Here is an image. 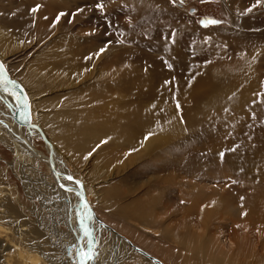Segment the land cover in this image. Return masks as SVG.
<instances>
[{
	"label": "rangeland",
	"instance_id": "1",
	"mask_svg": "<svg viewBox=\"0 0 264 264\" xmlns=\"http://www.w3.org/2000/svg\"><path fill=\"white\" fill-rule=\"evenodd\" d=\"M252 6L235 9L238 27L221 0H0L5 59L33 100L31 123L51 120L44 136L70 177L91 187L99 217L163 264H264V7ZM155 11L163 26L143 22ZM171 120L166 141L145 149ZM76 127L85 131L78 146L69 142ZM32 144L47 155L40 137ZM13 161L0 141V264H26L40 245L52 253L51 234L68 230L54 218L48 164ZM249 204L263 217L238 218ZM207 208L214 215L201 223ZM140 256L120 264H149Z\"/></svg>",
	"mask_w": 264,
	"mask_h": 264
},
{
	"label": "bare ground",
	"instance_id": "2",
	"mask_svg": "<svg viewBox=\"0 0 264 264\" xmlns=\"http://www.w3.org/2000/svg\"><path fill=\"white\" fill-rule=\"evenodd\" d=\"M221 2L223 3V6H224L225 10L228 13H231V15L234 17V20H233L234 21V25L238 26V27H243L244 25H243V22H242L243 20L241 19L242 16H239L237 14V11L235 12V9H242L243 6H246V5H249V4H251V5L253 4L252 7H254V8L264 7V0H260L259 4H257V0H221ZM149 5L154 6V5H156V3H153V2H145V3H143L142 2V4L139 3V8H142V9L145 10L146 7H148ZM132 7L133 8L135 7L134 4H133ZM162 13L161 12L156 13V11H155L154 14H148V12H147V15L144 14V15L147 16L146 17L147 20H143V22L146 21V22L150 23L151 25L154 23V24H156L158 26L159 25L163 26L167 22H165V16H164L165 14L163 13L164 14L163 15ZM168 23L171 24L170 21ZM5 40H6L5 37L3 35H0V62L2 64V66L4 67V69L6 70V73H7V76L9 77V79L11 81H16L19 84L20 89L23 92V95H24V97L26 99V104L23 106L21 111L18 113L17 117H18V121L19 122H16L14 120V118H13V115H14L15 110L17 109V107L21 104V101H22L21 97L16 92H14L12 89H10L9 87L0 86V141L6 143L7 146H9L10 150L14 154V161L10 165L11 168H13V169L17 168L18 167V163L21 162V161H24V160L30 161L32 164H34V163H36L38 161H43V162L48 164L53 179L58 183L57 186H54V187L50 188V190H49V192H51V194H52V197L54 196V198H55L54 199V203L55 204L53 205L55 207V210H57V208H58V212H55V214H54L55 217L54 218H56L58 220L57 224H61L62 223L64 225H66L67 228H68V230L66 229V233H62V234H61V232H58V231H57V233H55V231L53 230L54 234L57 235V237H56V235L51 234V239H54V241L57 242V243L52 244L53 245V247H52L53 250L52 251L53 252L56 251L55 253L52 252L53 253L52 254V253L49 252L50 254L49 253L46 254V252L44 251L45 248H46L45 245H40L37 248H31L32 250H27V252H26L27 253L26 257L27 258L24 257V258L27 259V263L26 264H39V262L42 259L45 260L49 264H55V262L56 263H60V264H80V253H81V251L83 250L84 252L87 253L88 249H89L88 238L84 236V233L81 230V224H80V221L83 218V213L85 211H88V208L91 209V211H92V215H91L92 219L90 221H88V228L90 229L91 234H92L91 235V239L93 238V240L95 242L92 255L95 256V253H96V256H95V259L89 260L87 262V264H108V263H110V264H120L122 262L121 261L122 256H123V260H126V259L132 258L133 255L137 256V257L139 255H141L140 257H142L143 260H145L149 264L150 263L163 264V263L159 262V260H157L153 255L149 254L148 252L144 251L140 247H138V246L134 245L133 243H131L123 235H119V233L112 226H109L108 224H106L99 217L98 213L94 209L93 204L89 201L88 193L91 191L90 190L91 187L85 185L84 183H82L80 181H78L76 178H72V180H69L68 179V177H70L69 173L63 167H61L59 165V162H58L59 151L55 147V145H54L55 143H53V140H51L49 138L47 139L44 136L46 138L47 142H48V144H46L43 141V139L41 138V136L39 134V131L37 129H35L33 127H26L25 126L28 123L33 125L31 123V121H32V116L35 114V110L33 108L34 103H33V100H31V97H30L29 93L26 91L27 89L24 87V85L22 84L21 80L19 81L18 79H16L13 76V74L11 73L10 69L8 68L9 62H7V61H9V60H7L5 58L7 57L6 53L8 52L9 48H8V45L5 42ZM7 54H9V52ZM254 55L255 54H253V53L245 51V52L241 53L240 58L242 60L246 59L245 61L249 62L250 60L253 59ZM246 62H244V63H246ZM12 63H14V62H12ZM35 71L37 72L36 69H35ZM127 72H129V71H127ZM27 74H28V76L30 78H34L35 75H36V74L34 75L33 70H29V72ZM241 74L243 76H245L247 74V70H245L244 73L241 72ZM215 83H216V81H215ZM211 88L215 89L214 87H211ZM146 90H148V89L146 88ZM215 90H217V89H215ZM213 95H215V94H213ZM214 100H215V98H213L212 101L210 100L212 102V104H214V102H213ZM215 102H217V101H215ZM1 104H2L3 108H1ZM55 106H57V105H55ZM79 118L80 117H78V115H77L76 119H71L70 121H72L74 123H77L79 121ZM39 120H40V124H39V127L38 126L37 127L40 129V131L43 133V135L46 134L45 133V129H47L50 132L49 128L45 127V125H47V123H50L51 120L48 117H46L45 115L39 117ZM83 120H84V118H83ZM171 124H173V126L176 125L171 120V122H166L163 126H159L158 127L160 129H163V130L158 129L157 132L156 131L152 132L149 135V138L146 139V141L144 143V148L146 149L147 148L146 145H148L150 143L151 144L155 143L156 141H160V142L166 141V139L168 138L169 133L172 132V131L171 132L169 131L170 129H172ZM34 126H36V125H34ZM52 129H53V127H52ZM72 132H74V134H70L71 136L69 135L70 136L69 137L70 138L69 142L72 145H74V146H78V144L81 145V141H82V139H84V136H85L84 129L76 127L75 131L72 130ZM6 137H9L10 139L7 140ZM35 137H40L42 139L43 144L45 145V149H47V151H46L47 155H45L43 153H40L33 146L32 141H33V139H35ZM50 150H51V159H52L53 169H54L55 172H57L56 176L51 171V168H50V165H49V153H50ZM1 188H3V189L1 190ZM75 189L81 191V193L85 197V200L87 202V206L88 207L85 206L82 203V201H81L79 195L77 194V192L75 191ZM3 191H4V187L0 186V193L2 194ZM48 206H50V205H48ZM259 206L260 205H258V204H249V205L245 206V208H243V209H238L237 208L234 211V213L238 216V218L241 217V219L244 222L251 221L252 219L256 220L259 217H263V211H262L263 208H261ZM2 208H3V205L0 204V213H2V211H3ZM50 208H51V206H50ZM144 213L146 214V212H144ZM212 213L213 212L211 211V208H207L205 210L204 214L200 215L201 218H200L199 221L201 223L206 222V219H208V218H210V216L214 215V213L213 214ZM232 214H233V212H232ZM148 215H150V214H148ZM252 216H255V217H252ZM199 221H198V224H199ZM187 223L189 224V222H187ZM208 223H209V221H208ZM218 223H219V220H218ZM232 223H233V221H232ZM176 224H177V222H176ZM195 224L196 223H194V225ZM210 224H213V223H210ZM191 226H193V225H191ZM17 228H18V230H17L18 233L17 234L19 235L20 240L22 241V236H23L22 231H24L25 228L22 225H20V224L17 226ZM4 230L6 231V229L4 227H2L1 224H0V232H2ZM186 231H187V229H186ZM99 232L100 233L102 232L101 234L107 233L108 236H110V239L108 241L106 240L107 243H105V244H103L104 242L102 243L101 238L98 237V235H97V234H99ZM177 233H178V235H182L183 234V233L180 234L179 232H177ZM191 233H193V232H191ZM101 234H99V235H101ZM238 236H241V235L239 234ZM198 240H200V239H198ZM112 241H114V243H112ZM197 242L199 243L200 241H197ZM201 243L203 244L202 241H201ZM199 247H200V245H199ZM190 248H192V247H190ZM203 248L205 249V246H203ZM208 248H211V247H208ZM21 254L22 253L18 254L20 258H22ZM50 255L52 257H50ZM22 256H23V254H22ZM241 258H243V257H241ZM244 259H245V257H244ZM253 260H251V261H253ZM24 261H26V260H24ZM107 261H109V262L107 263ZM21 264H23V263H21Z\"/></svg>",
	"mask_w": 264,
	"mask_h": 264
},
{
	"label": "snow or ice",
	"instance_id": "3",
	"mask_svg": "<svg viewBox=\"0 0 264 264\" xmlns=\"http://www.w3.org/2000/svg\"><path fill=\"white\" fill-rule=\"evenodd\" d=\"M260 3V0H257V4H259ZM100 8H103V5H100ZM38 9H33V11L35 12V11H37ZM248 11H251V9H249ZM64 15H66L65 13H59L58 14V16H57V18H56V20H57V22L59 21V19L62 17V16H64ZM206 25H216V24H218L219 23V21H216V20H208V21H205L204 22ZM55 25H53V27H54ZM101 52H103L104 51V49H101L100 50ZM4 75H5V71H4V69H3V66L2 65H0V86H4V87H7V86H12V87H15V84H14V82H12V81H7L6 83H5V81H4V79H3V77H4ZM166 84L167 83H170V82H165ZM180 107V105L178 104L177 105V108H179ZM85 159H87V157H85ZM68 179L69 180H72V177H68ZM92 219V216H91V212H89V211H85L84 213H83V218L81 219V221H80V224H81V230L83 231V233H84V236L85 237H87L88 238V246L89 247H91V244L93 243V241H92V239H91V231H90V229L88 228V225H87V221H90ZM92 259H95V256L94 255H90V254H88V253H86V252H84L83 250L81 251V253H80V264H87V261L88 260H92Z\"/></svg>",
	"mask_w": 264,
	"mask_h": 264
},
{
	"label": "water",
	"instance_id": "4",
	"mask_svg": "<svg viewBox=\"0 0 264 264\" xmlns=\"http://www.w3.org/2000/svg\"><path fill=\"white\" fill-rule=\"evenodd\" d=\"M0 65H2L1 62H0ZM3 69H4V67H3ZM4 71H5V75H4L3 79H4L5 83H6L7 81H11V80L9 79V77L7 76V73H6V70H5V69H4ZM12 82H14L15 87H12V86H7V87H9V88L12 89L14 92H16V93L21 97V100H22V101H21V104L17 107V109L15 110V113H14V115H13L14 120H15L16 122H19V121H18V117H17V115H18V113L21 111V109L23 108V106L26 104V99H25V97H24V95H23V92H22L21 89H20L19 84H18L16 81H12ZM25 126H26V127H33V128H35V129H37V130L39 131V134H40L41 138L43 139V141H44L46 144H48V142H47L46 138L44 137L43 133L40 131V129H39L37 126L31 125V124H29V123L26 124ZM49 165H50L51 171H52L53 174L56 176V175H57V172H55L54 169H53V164H52V159H51V150H50V153H49ZM75 191H76L77 194L79 195V197H80L82 203H83L85 206H87V202H86V200H85V197H84L83 194L81 193V191H79V190H77V189H75ZM87 207H88V206H87ZM88 211L91 212V215H92V211H91V209L88 208ZM86 223H87V225H88V221H87ZM92 241H93V243L91 244V247H89L88 252H87V253L90 254V255H92V253H93L94 244H95L93 238H92ZM88 261H89V260H88ZM88 261H87V262H88Z\"/></svg>",
	"mask_w": 264,
	"mask_h": 264
},
{
	"label": "crops",
	"instance_id": "5",
	"mask_svg": "<svg viewBox=\"0 0 264 264\" xmlns=\"http://www.w3.org/2000/svg\"><path fill=\"white\" fill-rule=\"evenodd\" d=\"M95 256H96V253H95Z\"/></svg>",
	"mask_w": 264,
	"mask_h": 264
}]
</instances>
